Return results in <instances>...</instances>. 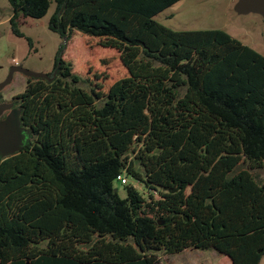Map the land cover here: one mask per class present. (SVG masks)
Returning <instances> with one entry per match:
<instances>
[{"label":"trees","instance_id":"obj_1","mask_svg":"<svg viewBox=\"0 0 264 264\" xmlns=\"http://www.w3.org/2000/svg\"><path fill=\"white\" fill-rule=\"evenodd\" d=\"M178 1L8 0L19 37L20 16L54 2L63 42L51 78L14 98L32 138L0 158V264H157L190 248L260 263L264 55L155 19ZM76 31L82 73L63 57Z\"/></svg>","mask_w":264,"mask_h":264},{"label":"rangeland","instance_id":"obj_2","mask_svg":"<svg viewBox=\"0 0 264 264\" xmlns=\"http://www.w3.org/2000/svg\"><path fill=\"white\" fill-rule=\"evenodd\" d=\"M237 0H180L155 19L164 26L177 31L223 29L243 43L251 46L264 55V18L259 14L241 15L235 11ZM11 9L8 0H0V103L8 105L0 116V122L6 120L13 110L17 109L14 98L22 93L27 85L29 75L39 77L49 75L55 66V58L63 39L50 30L49 20L55 11L53 2L48 13L42 18L20 16L19 28L24 37L12 31L7 14ZM33 41V46L28 42ZM64 59L71 61L74 70L82 73L87 59V48L84 34L76 31L67 42L63 52ZM19 117V113H18ZM6 126H13L6 120ZM17 145L13 152L30 141L32 135L19 127ZM8 134H0V158L12 154L13 143L7 141ZM142 190V185L136 183ZM121 195L125 191L121 186ZM157 264H232L230 258L209 248L186 249L175 254L158 253Z\"/></svg>","mask_w":264,"mask_h":264},{"label":"water","instance_id":"obj_3","mask_svg":"<svg viewBox=\"0 0 264 264\" xmlns=\"http://www.w3.org/2000/svg\"><path fill=\"white\" fill-rule=\"evenodd\" d=\"M235 11L238 14L241 15H248L251 13L254 14H259L264 18V0H237V2L235 3ZM57 75V71L54 72V76ZM29 76H33V75H29ZM35 78H48L50 79V75H41L39 77L33 76ZM6 84L3 83L2 85H0V90L5 86ZM8 108V105L5 104H1L0 103V116L3 113V111ZM18 113H19V117H18ZM6 120L8 121H12L13 126H6ZM2 122H0V134H8L7 136V141H12L13 143V148H12V154L15 153L13 152L16 148H18L17 145V138H18V132H19V127L21 126V120H20V110L19 109H15L12 111V113L10 114V116ZM22 127V126H21ZM24 130H27L29 132L28 129H25L24 127H22ZM22 147L19 148V150ZM17 152V151H16Z\"/></svg>","mask_w":264,"mask_h":264},{"label":"crops","instance_id":"obj_4","mask_svg":"<svg viewBox=\"0 0 264 264\" xmlns=\"http://www.w3.org/2000/svg\"><path fill=\"white\" fill-rule=\"evenodd\" d=\"M12 14H13V10H12V7H11V9H9V12H8V16H7V18H6V20L7 21H10V18H11V16H12ZM259 264H264V255H263V257L261 258V261H260V263Z\"/></svg>","mask_w":264,"mask_h":264},{"label":"built area","instance_id":"obj_5","mask_svg":"<svg viewBox=\"0 0 264 264\" xmlns=\"http://www.w3.org/2000/svg\"><path fill=\"white\" fill-rule=\"evenodd\" d=\"M121 181L126 183V182H128V178L127 177H123V178H121Z\"/></svg>","mask_w":264,"mask_h":264},{"label":"flooded vegetation","instance_id":"obj_6","mask_svg":"<svg viewBox=\"0 0 264 264\" xmlns=\"http://www.w3.org/2000/svg\"><path fill=\"white\" fill-rule=\"evenodd\" d=\"M14 103L16 104V102L14 101Z\"/></svg>","mask_w":264,"mask_h":264}]
</instances>
